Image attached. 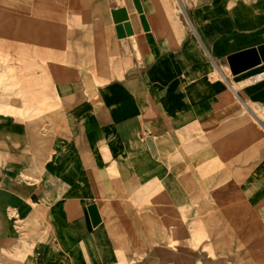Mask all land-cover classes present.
Instances as JSON below:
<instances>
[{"label":"crops","instance_id":"obj_1","mask_svg":"<svg viewBox=\"0 0 264 264\" xmlns=\"http://www.w3.org/2000/svg\"><path fill=\"white\" fill-rule=\"evenodd\" d=\"M49 2L92 73L20 41ZM263 46L264 0H0V264H264Z\"/></svg>","mask_w":264,"mask_h":264},{"label":"rangeland","instance_id":"obj_2","mask_svg":"<svg viewBox=\"0 0 264 264\" xmlns=\"http://www.w3.org/2000/svg\"><path fill=\"white\" fill-rule=\"evenodd\" d=\"M21 4V3H17ZM75 4V3H74ZM27 7L31 8L33 10L40 9V7L36 8L35 2H28ZM45 12H42L43 17L34 19L32 18L33 22L31 23L33 26L35 24L40 26H46L47 33L42 34H21L20 41L25 43H30L32 46H40V44L43 45L44 49L40 50L42 53V61L43 63L47 64L48 68H53L57 70V73H59L60 77H64L63 72H61L66 64V68L68 69L69 75L71 77H78L82 74L92 73L93 65L92 63L94 60L91 61L87 59L77 58L79 54H81L84 51H88L87 49H80L77 48L80 42H82V37L85 36L86 31L88 29V25L90 21H92L91 18L87 16L84 12H81V10L77 7V3L75 5H64L59 6V3L56 2H49V8H46L45 6L42 8ZM68 13L70 16V19L68 22L70 23L69 27L65 28L60 24L59 20V14L60 13ZM76 21H73V20ZM15 19L7 18L5 21H13ZM35 20L37 22H35ZM77 32H76V31ZM82 33H79V32ZM18 37V35H17ZM42 40V41H41ZM86 41V39H85ZM42 42V43H41ZM30 46L29 44H27ZM66 48L65 49H63ZM7 51V50H6ZM5 51L0 50V59L2 62L6 63L8 60L14 61L15 59L10 56L1 58ZM12 52V54L17 55L16 62H20L25 57H18V52L15 50H10L8 53ZM91 52H95L94 50H91ZM110 52V51H107ZM22 53V51L20 52ZM39 69V67H37ZM57 73H53L52 76H55ZM54 83V82H53ZM93 89L96 90L100 84H95L93 82ZM56 87L59 89V96L63 99V105L70 103L72 101V98H70V95H74L75 93L79 92H85L87 95H93L88 90V81H71L68 82V84H59V82H56ZM63 108V106H62ZM259 113V114H258ZM257 114L261 116L260 110L257 111ZM34 118V117H33ZM31 119V118H30ZM210 188V185H209ZM215 189V187L213 188Z\"/></svg>","mask_w":264,"mask_h":264},{"label":"water","instance_id":"obj_3","mask_svg":"<svg viewBox=\"0 0 264 264\" xmlns=\"http://www.w3.org/2000/svg\"><path fill=\"white\" fill-rule=\"evenodd\" d=\"M125 29H126V33L129 35H132V30H131V26L129 23H125ZM122 25H118L117 26V34L119 37H123L124 35L122 34ZM258 54L259 57L262 61H264V46L260 47L258 49ZM233 64H234V68L236 70H241L243 68H248L249 66H256L259 64V59L257 57V55L252 52H249L248 54H242V55H238L233 57L232 59ZM92 214H93V218L95 219V222H99V216L97 214V211L95 210V208L92 210Z\"/></svg>","mask_w":264,"mask_h":264}]
</instances>
